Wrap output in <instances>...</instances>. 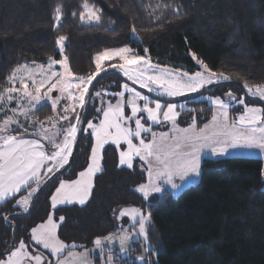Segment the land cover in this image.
<instances>
[{"label":"trees","instance_id":"1","mask_svg":"<svg viewBox=\"0 0 264 264\" xmlns=\"http://www.w3.org/2000/svg\"><path fill=\"white\" fill-rule=\"evenodd\" d=\"M85 4L101 9L99 22L80 19ZM58 6L59 22L55 20ZM177 7L179 11H174ZM61 35L66 37L63 54L76 77L95 72L99 52L128 46L162 65L186 69L194 68L195 54L213 72L231 77L208 87L213 92L240 91L245 81L264 84V0H0V90L23 63L47 62L49 56L59 59L56 40ZM184 101L189 109L181 112L182 123L197 116L200 127L211 118L210 106ZM85 140L81 150V134L68 168L45 185L29 215L14 214L15 199L0 204V253L11 240L12 228L5 218L16 215L10 219L16 226L14 243L20 238L28 242L30 229L47 217L57 179H71L85 167L90 137ZM103 164L88 203L57 211L65 217L58 232L63 241L89 247L96 237L115 231L113 209L132 204L150 214L147 241L152 264H264L260 159H205L195 185L177 197L164 192L151 203L131 190L145 179L139 165L130 170L117 167L111 149L104 151Z\"/></svg>","mask_w":264,"mask_h":264},{"label":"snow or ice","instance_id":"2","mask_svg":"<svg viewBox=\"0 0 264 264\" xmlns=\"http://www.w3.org/2000/svg\"><path fill=\"white\" fill-rule=\"evenodd\" d=\"M87 17L85 12L80 13V19L87 18L89 21L99 22L101 19V9L93 7L88 8ZM174 11H179V7ZM75 14V13H73ZM61 19V9L58 6L55 9V20ZM115 24V21H112ZM136 33L133 26L132 34ZM66 37L61 35L57 38L56 44L60 46L63 53V42ZM145 53L148 49L144 50ZM193 59L201 66L202 71L194 74L187 72L173 73L166 69L153 65L145 56L135 54L128 46L119 48H109L99 52L95 60V72L87 77H77L76 82H71L68 78L72 77L67 63V57L62 60H55L52 56L48 57V66L37 65L41 70L42 78L37 82L29 74L32 88L29 89L28 83L24 77H21V89L15 86L6 87L0 92V105L6 107L5 101H16L17 107L11 109L13 115L6 117L0 123V202L7 203L14 200L18 193L27 189V195L15 199L13 207L21 208L27 212L31 206V201L42 185L51 180L58 172L65 169L70 164V158L73 154V146L77 139V133L80 130L78 125L81 121V113L77 111L86 108V94L88 87L93 80L105 71L102 66L104 62L118 60L120 63H112L109 66L118 69L134 85H139L140 89H146L147 92H155L157 96L176 97L188 93H199L202 89H207L209 85L221 84L230 81L231 77L223 72H213L208 65L199 60L195 54ZM55 64L63 67V72L58 73L52 69ZM26 67V66H21ZM18 69L14 68L12 74L7 77L9 84L14 85L17 78ZM46 87V91L41 89ZM123 91L116 93L121 99L115 105L109 104L107 109L98 108L97 112L103 113V119L100 123L94 124L91 120L87 123V129H91V135L95 143L91 148V155L87 167L80 171L76 179H60L59 185L55 187L52 193L51 207L57 209L59 205L79 204L85 205L88 201L91 191L94 187L93 177L101 172V151L106 144L111 142L119 147L121 143L127 144V151H120V165L133 167L134 157L146 165L147 182L140 184L136 192L140 193L145 201H148L152 194L161 193L165 186L172 189L182 187V184L176 183L177 178L184 182L186 178L198 175L200 167V154L204 149H209L213 155H224L229 149L233 150H258L264 154V110L255 107L245 106L244 113L238 121L229 122L228 109L231 104L227 101H234L237 98L231 92L226 94V99L220 96H208L204 99L216 106L218 111L212 115L211 126L214 128L210 134L206 131L209 125L199 131L195 130V124L188 128H179L176 124L177 114L174 109L175 104L169 103L166 109L162 108L161 103L153 101L149 96L137 91L136 88L124 84ZM244 87L248 93L258 96L264 100V84H249L247 81ZM75 89V91H71ZM53 90H58L61 95L53 97ZM16 95H13V94ZM125 93H128L126 101L123 100ZM95 95L99 96L97 92ZM62 99H67L69 103L64 107V115L61 120L69 119V114H75L76 123H69V126L57 127V122L48 118L50 127L45 126L43 121H33L28 119L29 112L39 110L42 107L41 101H51L53 112L57 111V105ZM143 101V105L137 103ZM244 104L242 98L238 101ZM131 110L128 116L124 111V104ZM154 103V107L151 106ZM4 107H0V112ZM163 112L164 121L172 122V134L161 132L159 137L152 132V139L145 140L142 134L151 132L150 127L142 123L143 114H147V120L159 124L161 123L158 114ZM138 114L139 118H138ZM24 116L29 126L36 125L31 132L33 138H24L12 126L24 128L23 122L15 117ZM134 119L135 128L127 126V121ZM28 133V129L24 128ZM62 135V140H57ZM38 137V138H37ZM133 138L139 140V144L133 143ZM264 176V173H262ZM35 185V186H33ZM129 216L134 226L138 224V229L130 233L127 229L117 238L110 234L105 237H96L92 243L94 248L88 249L83 245L76 243L66 244L59 239L57 235L58 222L54 220L50 213L47 220L31 228V240L43 249L48 250L56 258V264H94L93 253L99 251L100 258L105 264H113L115 257L108 255L104 257V249L111 245L115 239L119 242V251L127 253L130 249V241L133 235L148 240L146 223L150 221V214L145 215L141 209L132 208L131 211H120V217ZM120 217H117L118 219ZM7 221V217L5 218ZM65 217L59 218L62 223ZM84 248L77 252L74 249ZM147 251V248L144 249ZM143 260V256L138 257ZM0 264H45V258L40 252L29 250L24 239H21L18 246L0 253ZM50 264V262H48Z\"/></svg>","mask_w":264,"mask_h":264},{"label":"rangeland","instance_id":"3","mask_svg":"<svg viewBox=\"0 0 264 264\" xmlns=\"http://www.w3.org/2000/svg\"><path fill=\"white\" fill-rule=\"evenodd\" d=\"M85 15L87 17V10H86ZM85 20L89 21L87 18H85ZM91 21H95V20H91ZM63 45H64V42H63ZM57 49L60 52V57H59V59H57V61L64 59L65 55L63 53L61 54L60 46H58ZM145 57H146V59L150 60V62L153 65H158L159 66V68L156 69L157 71L159 69H166V70L171 71L173 73L187 72L189 74H194L197 71H202L201 66L197 63V61L195 59H194V68L193 69H186V68H182V67H174V66H170V65H162V64L152 60L151 58H149L147 56H145ZM94 63H95V60H94ZM112 63H117L118 64V63H120V61H118V60L106 61V62L103 63L102 66L104 67L105 70H107V69L111 68L109 65L112 64ZM37 65H44L45 69H47L48 61L47 62H27V63H23L22 65H20L19 67L16 68V69H18V72H17V78L15 80L14 85L9 84V82L7 80V83H6L5 87L2 90H0V92H3L6 87H11V86H15L16 88L21 89V80H20L21 77L25 78L26 82L28 83L29 89L34 91V89L32 88L31 80L28 79V76H29V74H31L32 77L34 79H36L37 82H39V80L42 78V74H41V70L36 67ZM21 66H26V67H21ZM52 69L54 71L58 72V73H62L63 72V67L60 64L53 65ZM115 70L118 71L124 78L127 79V77L124 76V74L122 72H120L118 69H115ZM76 78H77L76 76L72 75V77H69L68 79L71 82L75 83L76 82ZM128 81L132 84V82L130 80H128ZM124 84H127V83H125L123 81H117L112 76H109L106 79L102 80L99 83V85H97L96 88L93 90L92 94L90 95L89 102H88V106L90 105L89 108H88L89 112H88L87 118L85 119V121L82 124V133H81V134H83V142L81 144V150L83 149V147L86 144L85 138L86 137H90V146H89L88 154H87V163L85 164V167L83 169L79 170L75 174V176L73 178H71V179H76L78 174H79V172L83 171L87 167V164L89 162V157L91 155V148H92V145L95 143V139L91 135V131L92 130L91 129H87V131H83V129L87 128V123H88L89 120H91L94 124H97V125L100 123V120L103 119V113L102 112H97L96 109L103 108V109L106 110L107 107L109 106V104L115 105L117 103V101L121 99L119 96H117L115 94L124 90L123 87H122ZM128 85H129V87H133V88H135L134 86L139 87L138 84L137 85L132 84L134 86H132L130 84H128ZM210 86H214V85H209L208 87H210ZM143 90L147 92L146 89H143ZM202 90H204V89H202ZM44 91H46V87L41 89V92H44ZM71 91H75V89H71ZM137 91H139V90H137ZM97 92L100 93L99 96L95 95ZM228 92H231L232 95L237 98L234 101H227L228 103L231 104V107L228 109V120H229V122L238 121L239 117L244 113L246 105L248 107H255V108H260L261 110H264V100L260 99L258 96L251 95L250 93H248L247 89L245 87H243V86H242L240 91L234 89L233 92L231 90L225 92L223 90V88H217L216 91L213 92V91H211V89L208 90V88H207V90H204L200 95H198L197 97H195L193 99H190L189 101L193 100V101H197V102H202V103L210 106L212 108V115H213V113L218 111V109L216 108V106L212 105L209 102V100L204 99V97L220 96L221 98H225L226 99V94ZM141 93L145 94L144 92H141ZM150 94L157 96L155 92H151ZM190 94H194V93H188V94H185V95H182V96H176V97H168V96H158V97L163 98V99H177V98H181V97H184V96H187V95H190ZM13 95H16V94L14 93ZM51 95L53 97H56V96H60L61 93L58 90H53ZM128 95H129L128 93H125V97L123 98L124 101L127 100ZM145 95H147V94H145ZM240 98H242L244 100V104H240L238 102ZM151 99L153 101H156V99H153V98H151ZM159 102L161 103L163 109H166L167 105L169 103L175 104L177 106L174 109V111L177 114V119H176L177 127H179V128H188L189 126L195 124V130L199 131L200 129L205 128V125H209V128L206 131L209 134L212 131H214V128L211 126L212 116L207 122L203 123L200 127H198L197 123H196L197 116L189 117V118H187L185 123H182L180 114H181L182 111H185V110L189 109V105H187L185 103V101H177V102H169V103H164V102H161V101H159ZM68 103H69V101L67 99H62L60 101V103L57 105V111L53 112L50 100L41 101V104L43 106L39 107L40 111L39 110L30 111L28 119L33 120V121H43L45 126L50 127V124L48 123V118L52 117L57 122V127L58 128H60V127L66 128V127L69 126L70 122L71 123H76L75 114L74 113L69 114V119H67V120H61L60 119V116L64 115L63 109ZM137 103L143 105L144 102L143 101H137ZM5 104H6V107L4 105H0V107H4V111L0 112V123H2L3 120L6 119V117L12 116L13 113H12L11 109L17 107V104H16L15 100H13L11 102L5 101ZM44 106H45V109L42 110V108ZM151 106L154 107L155 106L154 103ZM76 110L79 111L81 113V115H82L83 109H80L77 106ZM124 111H125L126 115H128V116L131 115V110L127 106L126 103L124 104ZM139 115L140 114H138V118H139ZM15 118L18 119L19 121L23 122L24 128L28 129V133L24 132V128H17L16 125H13L12 127L16 131L20 132L24 136V138H33L31 136V132L33 131V128L36 125H33V126L30 127L24 116H17ZM158 118L160 119L161 123L155 124V123L147 120V114L146 113L143 114L142 123H144L146 127H150L151 128V132L146 133V134H142L143 138L146 141L152 139V134H151L152 132H155L157 134V137H159V134L161 132H168L170 135L172 134V127H173L172 122L171 121H164L163 112H160L158 114ZM126 123H127L128 127H131L134 130V128H135L134 119L131 120V121H127ZM57 140L58 141L62 140V135L58 136ZM133 143L134 144H139V140L133 138ZM106 149H111V150H113L115 152L116 164H117V167H119V168H124V169L130 170V169H133V167L136 164L139 165L140 169L144 172L145 179H144V181H142V182L134 185L133 187H131V190L134 193H136L137 195H139L141 198H143L142 195L140 193L136 192L135 190L140 184L146 183L147 179H148L147 172L145 170L146 169V165H144V162L140 161L138 157H134V159H133V167L132 168L127 167V165H120V163H119V159H120L119 154H120V151H122V150L123 151H127V144L121 143V145L119 147H117L116 145H114L111 142H109L108 144H106L104 146V148L101 151V167H102V169L104 167L103 159H104V151ZM230 157H244V158H257V159H260L262 161V163H263L262 173H264V154L259 153L258 150H250L249 151V150H238V149L237 150H233V149H229L227 151V153H225L224 155H213L209 149H204V150L201 151V154H200V167H199V170H198V172H199L198 175H194V176H191L189 178H186V180L184 182H181L177 178L176 183L182 184V187H179L177 189H172L170 186H165V188L162 190L161 193L152 194V196L150 197V199L148 201H145V200L144 201L146 203H151L152 201L158 200V199H160L163 196L164 192H168L172 197H177L182 191H184L185 189H187L190 186L195 185L199 181V179H200V169H201V164H202L203 160H205V159L230 158ZM99 173L100 172L96 173L95 176L93 177V183H95V178H96V176ZM60 179H67V178H64L63 176L59 177L57 179V181H56V186L55 187H57L59 185ZM262 181L264 183V176H262ZM33 186H35V185H33ZM23 190H24V192H22ZM23 190L20 193L17 194L15 199H19L21 196L27 195V189H23ZM54 190H55V188H54ZM54 190H53V192H54ZM92 192H93V189L91 191V195H92ZM91 195H90L88 201L90 200ZM88 201L86 202V204L88 203ZM0 204H2V202H0ZM14 204H15V201H14ZM85 205H83V206H85ZM83 206H81L79 204H75V203L74 204H70V205L69 204H64V205H59L57 207V209L53 210L52 207H51V199L49 198V211H48L47 217L51 213L53 215L54 220H56L58 222V228H57L58 237H59V233H58L59 232V227L63 223V222L59 223V218L61 216H63V215L59 214L57 211L60 208L83 207ZM13 208L15 209L14 214H23V213H25V211H23V209H21V208H15V207H13ZM132 208L141 209L142 212L145 215H148V213L145 211V208L143 206L132 205V204L118 205V206H116L113 209V211L111 213L115 231L120 232V231H124L125 229L128 230L130 228H133L135 230L138 229V224L134 226L133 221H132V219L129 216L120 217V211L121 210L130 212ZM47 217L44 220L36 223L33 227H36L38 224L46 221ZM117 217H120V218L118 219ZM150 226H151V219H150L149 222L146 223V231H148V228ZM59 239H61V238L59 237ZM141 239L143 240V238H141ZM20 240H21V238L15 241L13 248L15 246H18V243H19ZM143 242H145V241L143 240ZM65 243L66 244H72L71 242L70 243L65 242ZM145 243L147 244L148 248L150 249V245H149L148 241H146ZM26 244L28 245L30 251H33L34 253L38 251L44 256L45 264H46L47 261H51L52 263L56 262V258L53 257L48 250L43 249L42 246L37 245L34 241L31 240V229L29 231V239H28V242H26ZM76 244L80 245L78 243H76ZM1 245H2V241H1V237H0V249H1ZM77 249H81V248H77ZM74 250H76V249H74Z\"/></svg>","mask_w":264,"mask_h":264},{"label":"water","instance_id":"4","mask_svg":"<svg viewBox=\"0 0 264 264\" xmlns=\"http://www.w3.org/2000/svg\"><path fill=\"white\" fill-rule=\"evenodd\" d=\"M109 75L116 76V77H118L120 80H122L123 82L132 85V84H131L126 78H124V77H123L118 71H116V70L113 69V68H109V69L105 70L104 72H102L101 74H99V75L93 80L92 84H91V85L89 86V88H88V94H86V108L83 109V112H82V115H81V121H80V123H79V125H78V128H79L80 130H79L78 133H77V139H76V142H75L74 147H73V154H72V156H71V158H70V162H71V160H72V158H73V155H74V152H75V150H76V147H77V144H78L79 138H80L81 133H82V124H83V121H84V118H85V114H86V110H87V107H88V102H89V98H90V95H91L92 89H93V87H94V86H95V85H96V84H97L102 78H104V77H106V76H109ZM132 86H134V85H132ZM134 87H135L137 90H139V91H141V92H144L145 94H147V95L150 96L151 98L156 99V100H159V101L164 102V103L177 102V101H184V100H190V99H193V98L197 97L198 95H200L204 90H207V89H204V90L200 91L199 93L190 94V95H187V96H184V97H181V98H177V99H163V98H160V97H158V96L152 95V94H150V93L144 91L143 89H140L139 87H136V86H134ZM68 166H69V165L65 166V169H62V170H61L60 172H58L54 177H56L58 174L64 172V171L68 168ZM54 177H53V178H54ZM49 181H50V180H49ZM49 181H48V182H49ZM48 182H47V183H48ZM47 183H46V184H47ZM46 184H44V185L40 188V190L37 192V194L35 195V197L32 199V201H31V206H30L29 210H28L27 212L23 213V214H20V216H27V215H29L30 210H31V208H32L33 201L36 199L37 195L41 192V190L45 187ZM15 216H16V215H9V216H7V221H6V223L10 224V225H11V228H12V230H11V240H10V245H9V247L7 248V250H8V249H11V247H12L13 244H14V235H15V232H16V226H15L12 222H10V219H11V218H14ZM123 232H124V231L119 232L118 234L109 233V234H107V235H105V236H108V235L112 234V235H114L115 237L118 238ZM132 232H134V230L130 231V233H132ZM105 236H102V237H105ZM93 240H94V239H93ZM93 240H92V241H93ZM137 243H139V237L133 235V237H132V241H130V249H131V247H132V244H137ZM142 246H143V245H142ZM142 246H140V248H142ZM87 248H88V249H92V248H94L93 243L91 242L90 246L87 247ZM83 250H84V248L76 249V250H74V251L80 252V251H83ZM5 251H6V250H5ZM5 251H4V252H5ZM4 252H3V253H4ZM107 252H108V253H115V254H116V256H117L116 260L118 261V264H120V261H123V260L125 259V254H126V253H121V252L119 251V242H118V239H115L111 245H108L107 247H105V249H104V253H103L104 257H106ZM143 256H144V253H143ZM93 257H94V264H96V262H98V264H105V261L102 260V259L100 258V253H99V251L94 252V253H93ZM48 262H50V264H56V262L52 263L51 261H47L46 264H48Z\"/></svg>","mask_w":264,"mask_h":264},{"label":"flooded vegetation","instance_id":"5","mask_svg":"<svg viewBox=\"0 0 264 264\" xmlns=\"http://www.w3.org/2000/svg\"><path fill=\"white\" fill-rule=\"evenodd\" d=\"M135 229L130 228L128 229V232L132 231ZM122 232V231H120ZM114 234H118L119 232L114 231L112 232ZM143 245V246H142ZM142 246V248H140ZM147 248V251H144V249ZM149 248L145 242L139 237V243L137 244H132L131 250L125 254V259L123 261H120V264H152L150 260V252ZM144 253V256H143ZM108 255H113L115 257L113 263L118 264V261L116 260L117 256L115 253H108L106 254V257ZM143 256V260L138 259V257ZM105 257V258H106ZM98 264V262H96Z\"/></svg>","mask_w":264,"mask_h":264}]
</instances>
